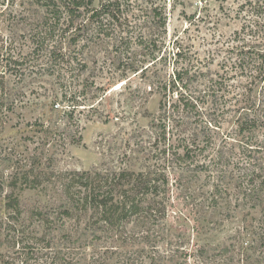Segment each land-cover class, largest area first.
I'll list each match as a JSON object with an SVG mask.
<instances>
[{
	"label": "trees",
	"instance_id": "obj_1",
	"mask_svg": "<svg viewBox=\"0 0 264 264\" xmlns=\"http://www.w3.org/2000/svg\"><path fill=\"white\" fill-rule=\"evenodd\" d=\"M24 1L33 8V16L22 12L21 17L31 26L26 30L30 51L15 57L0 31L4 75L36 67L54 75L50 111H62L76 130L64 136L59 126L41 123L45 145L22 153L5 147L10 152L0 159V246L8 243L12 250L0 264H264V48L242 57L243 47L232 48L235 73L250 77L249 89L215 78L199 60L167 74L154 69L155 52L165 43L161 39L167 34L169 6L184 0ZM208 2L200 4L206 7ZM241 5L240 12L250 17L264 13V0ZM245 26L255 30L259 22ZM102 46L118 50L119 63L140 71L150 92L159 94L157 115L150 119V132L133 133L128 138L132 146L126 142L130 151L108 166L59 169V147L83 140L75 110L88 107L92 115L109 121L103 106L112 78L99 84L93 76H83L90 67L84 55ZM176 48L179 62L185 52ZM140 55H151L150 64ZM161 60L167 65V56ZM4 75L0 98L7 99L9 94L1 90ZM257 87L263 95L259 102L250 93ZM48 145L56 152L46 149ZM203 173L210 185L201 201L203 210L215 214L234 199L233 210L249 211L240 217L236 232L215 248L200 244L205 225L197 220L198 242L186 248L168 233L167 218L175 191L186 187L194 195L193 186ZM27 190L39 192L44 200L24 219L21 196Z\"/></svg>",
	"mask_w": 264,
	"mask_h": 264
},
{
	"label": "rangeland",
	"instance_id": "obj_2",
	"mask_svg": "<svg viewBox=\"0 0 264 264\" xmlns=\"http://www.w3.org/2000/svg\"><path fill=\"white\" fill-rule=\"evenodd\" d=\"M200 1L184 0L179 1L174 7L169 6L167 34L161 39L165 43L161 45V50L157 49L155 52L158 61L157 68L154 69L171 74L175 66H182L190 60L197 63L199 60L215 78H223L228 82H234L235 86L249 89L250 77L235 73L237 57L236 49L232 48L243 47L239 54L241 57L264 48V13L261 12L257 18L250 17L247 11L240 12L241 4L246 0H209L206 7H203ZM245 8H250V5L245 3ZM0 10L3 12L0 15V31H4L7 44L12 45L14 56L18 57L19 51L26 54L31 46L30 35L26 30L31 26L28 24L29 20L26 23L21 17L25 12L26 15L33 16V8L24 0L14 2L6 0L0 2ZM257 22H259L257 29L251 30L246 26L243 29L244 24L255 25ZM176 46L185 52L179 62H176L175 57L178 50ZM119 56V51L111 46H102L93 54L84 55V58L90 60V67L83 76H93L99 84L106 82L104 79L106 77L112 78L111 90L103 106V110L109 111L110 118L109 121H105L104 117H96L88 107L75 110V118L82 121L83 129L80 130V134L83 140L77 144H67L66 148L59 147V151L50 145L46 147L50 148L51 152L57 150L55 155L57 168L68 170L104 168L119 154L130 151L132 147L128 148L126 142L130 141L128 138L133 133L150 132V119L157 115L160 96L156 92H150L140 71L134 73L126 67L127 65L119 63ZM150 56L140 55L139 59L146 60L148 65L149 60L152 61ZM163 56L168 57L167 65L161 60ZM5 65L6 62L0 60L2 76L5 73L2 67ZM21 68L17 70L20 71ZM4 78L1 90L5 89L9 96L7 99L0 98L1 160L10 152V149L5 148L7 146L16 147L15 150L22 153L27 152L26 149L33 151L34 148L45 145L46 134L42 131L41 123L59 126L64 136L71 130H76L74 126H69L62 111H50L49 96L57 87L54 75L41 73L36 67L19 73L7 71ZM260 90L259 87L250 91L258 102L263 96ZM59 109L61 110V107ZM222 126L227 129L231 128L232 124L224 123ZM260 134H264V128ZM130 142L132 146L133 140ZM184 182L183 180L182 183ZM206 188H210V185L206 174L203 173L193 186L194 195L192 190L186 192V187L185 190L179 188L174 193L175 206L169 211L167 218L168 233H172V237L174 235V238L180 240V244L186 248H193V244L198 242L194 231L197 220L201 221L202 226L205 225L204 235L199 237L200 244L215 248L225 243L229 235L236 232L241 226L240 217L249 211L233 210L236 201L234 199L229 207L222 208L215 214L211 209L203 210L201 201L204 199ZM43 200L39 192L29 190L23 192L21 201L24 219L30 217ZM251 218L252 215L249 216V220ZM30 222L28 221V224ZM6 233L7 231L3 232L2 238L5 239ZM6 244L0 246V259L12 250L7 249L9 246ZM4 260L8 258L4 257Z\"/></svg>",
	"mask_w": 264,
	"mask_h": 264
}]
</instances>
